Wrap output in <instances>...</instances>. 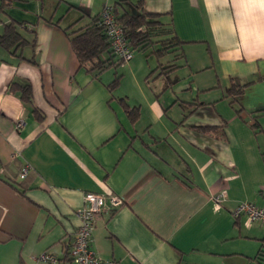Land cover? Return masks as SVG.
<instances>
[{
	"label": "crops",
	"instance_id": "crops-1",
	"mask_svg": "<svg viewBox=\"0 0 264 264\" xmlns=\"http://www.w3.org/2000/svg\"><path fill=\"white\" fill-rule=\"evenodd\" d=\"M127 1L136 0H15L0 14V33L13 20L34 41L22 57L0 47V264H72L89 191L119 198L92 233L102 258L264 264V223L232 215L241 201L264 204V0H143L145 12L170 20L186 63L160 73L173 53L134 50L98 76L85 71L64 28L86 24L104 3L127 10ZM231 78L248 83L233 105ZM13 82L30 83L32 103ZM119 98L139 108L135 122ZM189 101L197 106L177 123ZM222 121L224 139L193 128Z\"/></svg>",
	"mask_w": 264,
	"mask_h": 264
},
{
	"label": "trees",
	"instance_id": "trees-1",
	"mask_svg": "<svg viewBox=\"0 0 264 264\" xmlns=\"http://www.w3.org/2000/svg\"><path fill=\"white\" fill-rule=\"evenodd\" d=\"M15 0H0V14L5 8L11 6ZM143 0H136L132 2L133 8L136 10L134 14L129 13L127 10L119 12L114 4L113 12L117 22L122 26L126 39L129 41L133 50L144 51L150 50L155 57L160 60L167 53H173V58L170 61H159L158 68L160 73H167L179 67H182L186 61L182 51L183 42L179 41L170 20L164 21L162 14L148 13L142 9ZM22 24L16 21H9L3 25V31L0 33V47L3 49L22 57L20 50L26 44L34 41H29L22 31L20 26ZM72 25L64 28L67 33L70 46L79 62V66L85 71L93 73L98 76L105 69L120 64L121 59H116L115 54L110 48L108 36L105 34L103 26L100 24V15L91 16L89 22L86 24L73 28ZM69 29V30H68ZM180 59H184V63H179ZM35 62L33 58L29 60ZM118 76H116L110 83L109 87L114 88L117 85ZM248 83H240L237 78H231L230 84L226 89L225 97L229 98V103L234 104L237 95L244 91ZM10 88L12 91H19L22 100L32 103V87L29 82L24 84L11 83ZM118 102L121 104L124 112L126 113L130 122H135L139 117V108L130 107L124 98H119ZM193 107L184 112L182 119L177 122L180 123L188 116L197 106L196 101L187 102ZM33 111L38 117L42 116L36 107ZM238 115L241 113V108H235ZM225 122L222 121L220 125H203L193 126L195 130L203 134L212 136L217 139L225 138ZM253 128L256 124H251Z\"/></svg>",
	"mask_w": 264,
	"mask_h": 264
},
{
	"label": "built area",
	"instance_id": "built-area-1",
	"mask_svg": "<svg viewBox=\"0 0 264 264\" xmlns=\"http://www.w3.org/2000/svg\"><path fill=\"white\" fill-rule=\"evenodd\" d=\"M99 15L100 24L108 36L110 48L115 56L125 62L131 60L134 50L126 39L122 26L114 16L112 5L104 3ZM16 125L20 126L21 122L18 121ZM30 170L29 164L25 163L21 165L17 174L18 178L24 179ZM221 196H214V199L219 201ZM107 201L111 205H117L119 198L116 195L107 197L105 194L92 191L84 193L83 204L76 212L79 223L69 249V257L72 264H119L117 259L100 257L90 246L96 220L98 215L106 209L108 205ZM232 215L234 218L245 215L250 221L259 220L264 223V204H257L254 201H241L232 210ZM38 259L42 261H56V258L49 253H41Z\"/></svg>",
	"mask_w": 264,
	"mask_h": 264
},
{
	"label": "rangeland",
	"instance_id": "rangeland-1",
	"mask_svg": "<svg viewBox=\"0 0 264 264\" xmlns=\"http://www.w3.org/2000/svg\"><path fill=\"white\" fill-rule=\"evenodd\" d=\"M125 6H126L127 10L129 11V13H131V14H134L135 13L136 10L133 8L131 2H128L127 1L125 3Z\"/></svg>",
	"mask_w": 264,
	"mask_h": 264
}]
</instances>
